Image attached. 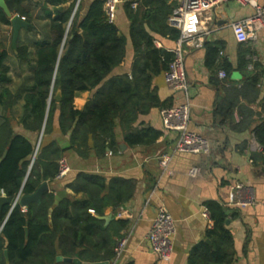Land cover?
I'll list each match as a JSON object with an SVG mask.
<instances>
[{"label":"trees","instance_id":"obj_1","mask_svg":"<svg viewBox=\"0 0 264 264\" xmlns=\"http://www.w3.org/2000/svg\"><path fill=\"white\" fill-rule=\"evenodd\" d=\"M5 1L14 15L32 22V0ZM64 1L47 0L44 11L48 25L28 29L29 43L19 38L13 53L19 66L29 68L30 76L15 90L7 87L12 83L7 63L9 52L0 43V159L8 150L0 165V196L14 199L19 195L30 196L43 181L53 183L60 173V161L68 152L88 159L92 153L103 158L108 151L117 150L118 125L129 146L154 145L161 133L152 128L138 130L135 126L152 111L171 107L159 97L154 80L168 71L173 54L157 48L146 25L158 35L177 41L180 32L168 25L176 6H155L143 12L141 8H132L135 0H126L124 9L131 21L130 36L135 52L132 72L130 76L108 79L125 61L128 42L118 26L106 18V0L94 1L82 20L80 4L70 26L76 1L67 9L57 8ZM154 2L144 0L142 5L152 7ZM47 5L56 7L54 15ZM0 22L12 25L1 8ZM205 48L207 67L213 70L223 48L211 44ZM245 55L237 69L244 77L241 87L231 86L217 110L222 117H232L237 110L242 118L234 127L237 130L252 125L255 113L246 104H255L260 97L261 75L247 72L249 61ZM222 67L228 76L235 71L227 62ZM59 91L61 101H56ZM93 91L84 108L77 110L75 97ZM20 101L23 103L19 109ZM57 133L69 136L67 148L59 145ZM254 135L264 148V120L254 127ZM68 176L64 178L66 187L75 196L63 199L58 206H54V192H45L39 203H31L27 208L19 204L12 210L9 205L3 207L1 222L6 218L7 221L0 232V264H7L6 252L9 264H73L58 262L59 256L91 264L115 259L126 222L106 224L98 217H103L109 208L118 210L133 200L137 182L132 178H107L86 172ZM207 209L214 221V229L209 232L214 248L197 250L189 264H208V258L219 264H234V240L225 225L226 209L211 203Z\"/></svg>","mask_w":264,"mask_h":264},{"label":"crops","instance_id":"obj_2","mask_svg":"<svg viewBox=\"0 0 264 264\" xmlns=\"http://www.w3.org/2000/svg\"><path fill=\"white\" fill-rule=\"evenodd\" d=\"M46 1L32 0V22L26 21L31 24L30 28L33 26L43 28L48 25L49 20L44 11ZM75 1V13L81 4L79 18L82 20L96 0H80L79 4L78 0H65L57 8L67 9ZM127 1L122 0L119 4L115 21L121 34L127 38V57L108 79L121 75L130 76L132 72L135 52L130 36L131 21L124 9ZM135 2L137 7L132 8L136 10L141 8L143 12L155 6L168 8L178 4L177 0H155L150 7L142 5L144 0ZM259 3L264 6V0H259ZM46 8L55 14L56 7L47 5ZM253 14L254 9L251 6H243L233 0L218 5L204 18L203 33H208L204 47L190 51L186 57L185 67L191 100L190 127L210 141L209 155H177L171 163L174 175L162 174L157 159L162 153L174 147L178 133L164 130L160 109L141 117L135 126L138 130L152 128L161 133L157 142L150 147L129 146L124 140L121 126L118 125L115 133L118 149L108 151L105 157L99 158L95 153L88 159H82L74 152L65 155L64 159L70 168L68 178L86 172L107 178L114 176L132 178L137 182L133 200L118 210L107 209L104 215L112 218L109 223L126 222V227L120 233L121 238L118 239V242L126 239V246L119 256L109 262L110 264H189L190 258L197 250L203 247L214 248L213 238L209 235L214 229L213 218L207 209L210 203L226 209L225 225L231 231L234 240V264H264V153L255 147L254 135V127L264 120V30L259 33L255 42L239 43L231 28L232 23ZM146 29L155 38L157 48L163 49L164 52H171L174 49L176 41L158 35L148 25ZM27 30L22 29L20 32L19 38L22 37L23 43H29ZM13 33L12 25L0 22V43L5 45L9 55L10 52H16L12 44ZM8 36L11 38L10 42ZM40 37L38 34V39ZM206 44L223 48L217 67L213 70L207 67ZM244 51H247L246 55ZM244 55L249 61L247 72L261 75L258 85L260 97L255 104H246L255 113L252 125L248 129L237 130L234 127L242 121L238 111L235 110L232 117H222V114H217V110L219 103L227 95L226 91L231 86L240 88L242 85L244 77L237 69ZM225 62L232 65L235 70L229 76L222 67ZM250 66L252 69H249ZM221 71L226 73L225 78L219 76ZM154 83L161 100L168 102L171 107L183 102L184 94L171 90L165 83L164 75L157 77ZM94 92L77 95L74 99L75 108L82 110ZM22 103L23 101L18 103L19 108ZM20 132L30 136L22 129ZM55 138L62 148L69 146V136L57 133ZM193 166H199L201 169L199 176L194 179L188 176ZM47 183L49 192H54L55 195L66 190L67 197L75 196L66 187L67 182L64 179ZM239 183L245 187L240 193L241 199L246 200L253 196L254 205L247 208L229 206L231 188ZM160 206L165 207L176 222V233L173 237L174 253L169 262H164L153 254L147 237ZM118 213H122L121 217H118ZM207 263L219 264L209 258Z\"/></svg>","mask_w":264,"mask_h":264},{"label":"built area","instance_id":"obj_3","mask_svg":"<svg viewBox=\"0 0 264 264\" xmlns=\"http://www.w3.org/2000/svg\"><path fill=\"white\" fill-rule=\"evenodd\" d=\"M230 0H177V6L168 18L170 28L180 32V37L176 41L174 49L171 50L173 60L169 65V69L164 74L166 85L175 92H182L184 100L176 106L160 109L164 130L167 132L178 133V138L174 147L162 153L157 161L162 170V174L173 176L171 163L175 156L182 154L193 155H209L211 152V143L203 135L191 129V100L189 96L190 84L186 73V57L192 50L202 49L206 42V35L203 33L204 18L208 13L215 9L218 5ZM243 6H251L254 14L243 20L232 23L231 28L235 38L239 43L255 42L259 33L264 30V6L260 5L259 0H233ZM122 0H106L105 15L110 23H115L116 12ZM133 8L137 7V3L132 4ZM25 20V18H23ZM252 69V66L249 67ZM221 78L226 77V73H219ZM258 151L264 153V148L255 142ZM70 172L69 165L65 159L60 161L59 180H63ZM201 169L199 166H193L188 176L196 178L199 176ZM244 185L236 184L231 188L229 196V206L247 208L255 204L253 196L242 200L241 191ZM21 195L16 198L19 204ZM149 202V200H148ZM14 206V207H15ZM118 217H121L118 213ZM207 216V214L205 213ZM176 233V222L169 211L160 206L157 209V215L153 220L152 226L148 233V241L153 254L160 260L169 262L174 253L173 237ZM127 240L122 239L118 242L115 249L116 256H119L126 246Z\"/></svg>","mask_w":264,"mask_h":264},{"label":"water","instance_id":"obj_4","mask_svg":"<svg viewBox=\"0 0 264 264\" xmlns=\"http://www.w3.org/2000/svg\"><path fill=\"white\" fill-rule=\"evenodd\" d=\"M79 1L80 0H78V4H79ZM78 4H77V7H78ZM0 8L4 11L5 15L11 20L12 27H13V30H14L12 44H13L14 50H16L17 42H18L21 30L22 29H29L32 26H31V24L26 22V20H23V18L21 16L14 15L9 10L5 0H0ZM75 11H76V9L74 10V13H73V16L71 18L69 26L71 25V22L73 20L74 14H75ZM55 99H56V101H61V92L60 91L55 96ZM39 145H40V141H39V143L37 145L36 153H37V151L39 149ZM7 155H8V150L4 152L3 157L0 159V165L6 159ZM45 192H49V185H48L47 182L43 181L41 186L38 188V190H37V192L35 194L30 195V196H21V198L19 200V205L22 206L23 208H27L31 203H34V202L39 203L42 195ZM67 196L68 195H67V191L66 190L58 192L55 195L54 206H58L59 203L63 199L67 198ZM15 203H16V199H14V198H8V197H6L4 195L0 196V232L2 231L4 225H5L6 221H7V218H6L4 222H1V215H2L3 207L5 205H9L11 207V210H12L14 208V206H15ZM98 219L104 220L106 223H109L112 218L111 217H106V216H104V217H100L99 216ZM26 234H27V237H28V232ZM6 258H7V264H9V259H8L7 252H6ZM57 261L58 262H68V263H73V264H83L81 262V260H79L77 258L76 259H71V258H64L62 256H59L57 258ZM92 264H110V263L109 262H99V263H92Z\"/></svg>","mask_w":264,"mask_h":264},{"label":"rangeland","instance_id":"obj_5","mask_svg":"<svg viewBox=\"0 0 264 264\" xmlns=\"http://www.w3.org/2000/svg\"><path fill=\"white\" fill-rule=\"evenodd\" d=\"M7 39H9V42L11 41V38L9 36ZM7 63L10 67L9 76L12 79V83L7 85V87L15 90L26 77L30 76V70L26 65L19 66L12 52H10L9 60Z\"/></svg>","mask_w":264,"mask_h":264}]
</instances>
